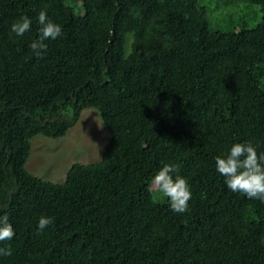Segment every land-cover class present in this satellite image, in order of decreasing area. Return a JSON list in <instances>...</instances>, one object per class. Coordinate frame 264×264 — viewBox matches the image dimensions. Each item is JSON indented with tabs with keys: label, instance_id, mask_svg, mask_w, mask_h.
I'll return each instance as SVG.
<instances>
[{
	"label": "trees",
	"instance_id": "16d2710c",
	"mask_svg": "<svg viewBox=\"0 0 264 264\" xmlns=\"http://www.w3.org/2000/svg\"><path fill=\"white\" fill-rule=\"evenodd\" d=\"M41 10L62 35L39 58ZM86 108L100 158L59 183L28 172L30 138L62 137ZM238 142L264 152V0H0V214L15 231L0 264H264V202L216 170ZM166 164L190 185L185 213L153 187Z\"/></svg>",
	"mask_w": 264,
	"mask_h": 264
},
{
	"label": "clouds",
	"instance_id": "9594fccd",
	"mask_svg": "<svg viewBox=\"0 0 264 264\" xmlns=\"http://www.w3.org/2000/svg\"><path fill=\"white\" fill-rule=\"evenodd\" d=\"M41 25L39 38L30 45L36 57L42 58L47 52L45 41L56 40L62 35V27L48 18L45 10L38 14ZM31 19L21 17L19 22L13 23L10 29L16 36H23L31 28ZM217 172L224 177V183L229 190L240 193L248 199L264 202V152L258 153L257 146L251 142L234 143L226 156L215 158ZM179 164L164 165L153 178V187L164 197L168 198L170 208L176 213L188 211V201L192 197L190 185L186 178L179 175ZM54 224V218L41 216L38 230ZM15 236L7 213L0 214V242L11 241ZM11 247L0 248V256H11Z\"/></svg>",
	"mask_w": 264,
	"mask_h": 264
},
{
	"label": "rangeland",
	"instance_id": "374dc122",
	"mask_svg": "<svg viewBox=\"0 0 264 264\" xmlns=\"http://www.w3.org/2000/svg\"><path fill=\"white\" fill-rule=\"evenodd\" d=\"M67 13L72 14V11L68 10ZM106 139L107 132L97 112L86 108L62 137L35 135L30 138L29 154L24 167L43 180L59 183L71 163L97 161ZM150 181L148 179L147 185Z\"/></svg>",
	"mask_w": 264,
	"mask_h": 264
}]
</instances>
